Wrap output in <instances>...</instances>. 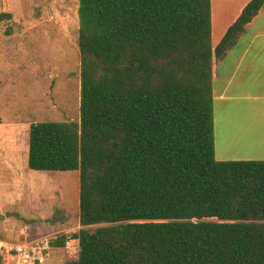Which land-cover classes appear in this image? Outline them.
Listing matches in <instances>:
<instances>
[{
    "label": "trees",
    "instance_id": "trees-1",
    "mask_svg": "<svg viewBox=\"0 0 264 264\" xmlns=\"http://www.w3.org/2000/svg\"><path fill=\"white\" fill-rule=\"evenodd\" d=\"M263 5L213 47L211 0H78L79 121L28 140L30 170L79 173L66 264H264V161L216 159L212 85Z\"/></svg>",
    "mask_w": 264,
    "mask_h": 264
},
{
    "label": "rangeland",
    "instance_id": "rangeland-1",
    "mask_svg": "<svg viewBox=\"0 0 264 264\" xmlns=\"http://www.w3.org/2000/svg\"><path fill=\"white\" fill-rule=\"evenodd\" d=\"M0 255L22 264L5 245H25L42 261L66 264L78 241L49 243L82 228L78 171L28 168L30 125L79 121L78 0H0ZM97 226H90L95 229Z\"/></svg>",
    "mask_w": 264,
    "mask_h": 264
},
{
    "label": "crops",
    "instance_id": "crops-1",
    "mask_svg": "<svg viewBox=\"0 0 264 264\" xmlns=\"http://www.w3.org/2000/svg\"><path fill=\"white\" fill-rule=\"evenodd\" d=\"M250 1L211 0L213 47ZM212 85L216 159L264 161V5L237 43L213 60Z\"/></svg>",
    "mask_w": 264,
    "mask_h": 264
},
{
    "label": "built area",
    "instance_id": "built-area-1",
    "mask_svg": "<svg viewBox=\"0 0 264 264\" xmlns=\"http://www.w3.org/2000/svg\"><path fill=\"white\" fill-rule=\"evenodd\" d=\"M4 248L7 254H15L22 264H34L36 260L42 261V258L34 256V249L28 248L25 245H5Z\"/></svg>",
    "mask_w": 264,
    "mask_h": 264
},
{
    "label": "bare ground",
    "instance_id": "bare-ground-1",
    "mask_svg": "<svg viewBox=\"0 0 264 264\" xmlns=\"http://www.w3.org/2000/svg\"><path fill=\"white\" fill-rule=\"evenodd\" d=\"M214 4V3H213ZM228 108V107H227ZM236 108V107H235ZM230 116H232V115H230ZM229 117V116H228ZM233 117V116H232ZM258 129V128H257ZM222 134V133H221ZM221 137H224V136H221Z\"/></svg>",
    "mask_w": 264,
    "mask_h": 264
}]
</instances>
